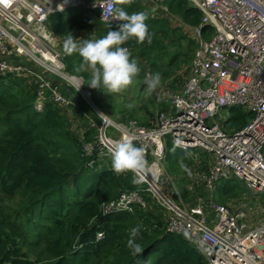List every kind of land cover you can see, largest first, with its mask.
<instances>
[{
	"label": "built area",
	"instance_id": "1",
	"mask_svg": "<svg viewBox=\"0 0 264 264\" xmlns=\"http://www.w3.org/2000/svg\"><path fill=\"white\" fill-rule=\"evenodd\" d=\"M189 2L202 17L199 26L189 28L197 45L182 89L165 98L167 109L148 125L135 118L115 119L98 109L102 120L92 122L96 140L84 142L83 149L87 155L97 150V159L111 158L112 142L128 133L145 149L150 171L139 182L145 188L121 192L102 204L103 214L133 211L136 206L148 209L147 192L168 211L166 229L194 238L207 264H264V0ZM75 6L98 11L103 22L121 23L111 15L103 17L108 8L117 7L109 0H0V77L31 76L37 84V107L48 99L70 117L78 104L62 93V83L91 98L84 79L66 69L63 46L49 27V17ZM204 26L211 27L208 38ZM234 106L253 114L241 129L225 128L217 121H228L231 115L225 117L223 111ZM79 131L84 134L82 127ZM167 138L210 156L207 172L201 174L207 194L195 197L191 205L184 202L167 170ZM229 177L239 178L260 195L252 204L218 202L215 184ZM169 181L178 201L164 191Z\"/></svg>",
	"mask_w": 264,
	"mask_h": 264
},
{
	"label": "trees",
	"instance_id": "2",
	"mask_svg": "<svg viewBox=\"0 0 264 264\" xmlns=\"http://www.w3.org/2000/svg\"><path fill=\"white\" fill-rule=\"evenodd\" d=\"M161 2L168 15L178 16L181 23L175 26L169 17L148 15L145 23L153 34L152 43H140L132 37L121 45L138 63L140 72L136 77L149 69L167 78L181 62L190 63L196 47L195 39L184 32L183 25L199 26L201 11L189 0ZM117 7L131 14L140 10V0ZM98 14L91 17L82 7H70L52 13L49 27L61 39L72 33L76 40L77 29L118 30L123 23L105 24ZM209 28L203 27L206 37L212 31ZM170 45L176 49L172 53ZM64 60L67 70L84 78V87L95 98H101L106 113L112 116L111 107H107L113 101L112 93L90 87V73L78 70L83 62L79 53L65 54ZM36 88L31 76L0 77V264H207L194 238L166 229L168 211L147 192L144 196L152 203L148 209L136 206L133 211L102 213V204L116 199L123 191H142L145 185L133 183L131 172L117 175L111 166L112 158L97 159V150L92 155L85 154L83 143L96 140L97 130L90 119L100 124L101 117L72 87L78 95L74 114L87 126L84 134L69 127L65 113L51 100H45L37 109ZM162 109H167V104ZM234 109L237 107L231 108ZM251 118L252 114L245 111L228 120L235 123L231 128L241 129ZM173 146L167 138V169L185 174L179 161L184 158L191 169L195 162L186 155L191 150L176 147L172 152ZM93 158L96 161L91 166ZM208 159V154L203 157L201 171L208 169ZM184 176L183 180L189 179ZM242 182L232 177L217 181L214 194L218 202L224 203ZM165 212L167 216L163 215ZM137 226L140 228L135 241L143 251L134 256L127 241L131 229ZM98 232L103 234L100 239ZM29 253L35 254L34 260Z\"/></svg>",
	"mask_w": 264,
	"mask_h": 264
},
{
	"label": "clouds",
	"instance_id": "3",
	"mask_svg": "<svg viewBox=\"0 0 264 264\" xmlns=\"http://www.w3.org/2000/svg\"><path fill=\"white\" fill-rule=\"evenodd\" d=\"M131 3H132V0H109V4L113 6L114 5H117V6L118 5H130ZM93 6H95V4ZM79 7H82V6H79ZM110 15L115 20L123 21V23L121 24L119 23L120 25H119L118 30H110L102 38L95 39V40H84L82 43H78L74 39V36L72 35V33H68L66 35V38L64 39L63 44L62 42L61 44L63 46V51L66 55L70 56L74 52H78L79 55L83 58V62L79 66L78 70H90V82L88 83L90 87L97 88V89L103 88V89H106L107 90L106 92L108 93H117V92H120L122 89L126 88L127 86L131 85L133 83L134 77H136L140 72V68L138 67L137 61L134 59H130L131 53L129 52V49L126 47H122L121 45H123L126 41H128L132 37H135L140 43H143L145 40H147V42L151 44L153 34H151L148 30V26L145 23V21L148 19V16L143 11L132 12L131 14H129V12L126 11L123 7H111L107 9L106 13L103 14V17L106 16L108 18ZM103 23L108 24L109 22H103ZM113 24H116V23H113ZM183 27L187 28V30L191 28V27H188L187 25H183ZM189 32L192 34L190 30ZM210 35L208 37H210ZM204 37L206 36L204 35ZM196 45H197V41H196ZM190 64H191V61H190ZM189 69H190V66H189ZM187 77H188V74H187ZM144 83L147 86L145 90L146 95H151L161 85V74L159 72H156L154 74H150L146 76ZM63 84H66L69 88L72 87L69 84L64 82L61 84V90L63 89L62 88ZM70 90L72 91V89ZM65 95L68 96L66 92H65ZM77 96L78 95H76V97ZM76 99H73V100H76ZM127 107L131 109L133 105L129 104L127 105ZM234 107H241V106H234ZM36 108L39 109L37 107V99H36ZM97 109L103 110L102 108H97ZM97 114L99 115L98 112ZM91 120L92 119H90V122L92 123L93 120L92 121ZM81 127L84 128V126H81ZM71 129L73 130V128ZM134 139L135 137L133 134L131 133L125 134L120 139L112 142V145L109 151H110L111 158H112L111 166L114 172L117 175L123 174L126 172H131L133 173L132 182L139 183L141 180L144 179L145 175L150 171V166L146 159L144 147L142 146L137 147L133 143ZM182 146H183V142L181 140H176L174 141V146L171 149V151L175 152L176 147H182ZM187 150H194V149H187ZM186 155H190V154H186ZM179 165H180L181 170L187 173V175L191 178L193 175L192 170L184 163V158L180 159ZM213 191L215 193V188ZM204 195H206V193ZM195 197L197 196L195 195L194 198L191 200V202H189L188 204L190 205L193 204ZM150 207H152V203ZM139 228L140 226H137L131 229L130 237L127 241V247L132 250V253L134 256L141 254L143 251L142 246L139 243H136L135 241V238L139 234ZM99 233H102V232H98V234Z\"/></svg>",
	"mask_w": 264,
	"mask_h": 264
},
{
	"label": "rangeland",
	"instance_id": "4",
	"mask_svg": "<svg viewBox=\"0 0 264 264\" xmlns=\"http://www.w3.org/2000/svg\"><path fill=\"white\" fill-rule=\"evenodd\" d=\"M120 6V5H118ZM161 8V3L160 0H140V10L143 11L146 14L149 13V10L151 8ZM97 11L91 12L90 16L91 17H96ZM138 12V11H137ZM148 16V15H147ZM172 20L175 22V26L180 25L181 20L178 16H170ZM183 25V24H182ZM196 48V47H195ZM195 48L192 51V54L190 56V61L193 56V53L195 51ZM176 50L172 45L169 46V52L172 53ZM184 58V57H182ZM146 64V63H145ZM162 64V63H159ZM146 66V65H145ZM189 65L184 64L181 62L177 67H175L172 71L169 72V75L167 78L161 77V85L151 94V95H146V84L144 83L145 77L156 73L155 71L147 69L145 74H142L139 77H134L133 83L126 88L122 89L120 92L117 93H112V99L113 101L110 102V104H107V107H111V114L112 118L115 119H122L125 116H131L134 117L135 119H138L141 121L143 124L148 125L152 120L155 119L157 114L162 110V107L166 104L164 102L165 98L172 92L176 90H181L182 87L184 86L186 80H187V74L189 71ZM87 72L90 73V70H86ZM175 81V79H177ZM77 91V90H76ZM88 94H90L91 101H89L85 96L77 91V94L92 108L96 113L98 112L97 108H102L104 111V106H102L104 103L102 102L100 97L95 98L92 92L88 91ZM107 100H110L108 97ZM98 105H97V104ZM132 104L133 107L129 109L127 105ZM246 110L244 108L237 107V109L234 110H226L223 111V116L229 115H237L245 112ZM99 113V112H98ZM66 115V114H65ZM70 115H66V119L68 121V125L70 128H73L72 125L77 126L73 130L79 134V127L84 126L83 131L86 129V123L84 120H80L78 117H76L73 114V117H70ZM77 119L71 121V120ZM222 125H224L227 121H224L223 117H219L217 119ZM227 126L230 129L231 127L235 126L234 121L228 120ZM207 155L206 153L198 152L196 150H191L190 152V158H193V163L191 166L192 170V177L190 178L186 173L185 174H177L173 172H169L170 175L172 176V180L174 183V187L180 192L182 199L184 202L189 203L190 200L194 198V196H199V195H204L205 193L207 194V189L205 188V184L201 181V174L202 171L200 170L202 165L205 164L203 161V157ZM209 156V155H208ZM202 158V159H201ZM200 160V161H198ZM210 161V158L208 159ZM200 163V165H199ZM206 171L207 170H203ZM184 175H187L189 177L186 178L185 180L182 179V177H185ZM234 179H238L236 177H232ZM166 179V175H162V180ZM171 181H169L168 184L164 185V191L170 195L175 201H178ZM260 195L257 194L255 190H251V188L247 187L244 182L240 183L238 187L234 190L233 194L228 197L224 201L228 202L231 205L238 204L240 201L243 202L244 204L248 203H253L256 196ZM216 199V197H215ZM218 201V199H216ZM163 215L167 216V213H163ZM31 253V252H30ZM29 257L34 260L35 259V254H30Z\"/></svg>",
	"mask_w": 264,
	"mask_h": 264
},
{
	"label": "crops",
	"instance_id": "5",
	"mask_svg": "<svg viewBox=\"0 0 264 264\" xmlns=\"http://www.w3.org/2000/svg\"><path fill=\"white\" fill-rule=\"evenodd\" d=\"M85 1H92V0H85ZM162 0H160V3H161V8H151L149 10V13L147 15L149 16H155V17H169V21L170 23L175 24V22L172 20V18L168 15L167 13V9L166 7L162 4L161 2ZM87 11V15H90L91 12H93L94 10H86ZM168 15V16H167ZM110 28H103L102 30L101 29H97L95 27H92V28H86L84 29V31L82 30H79L77 29L75 31V37H76V41L78 43H82L84 40H95V39H99V38H102L103 36H105L107 34L108 31ZM184 32H186L189 36H191L192 38L193 35L189 32V30H187V28H184ZM62 44L64 42V39H60ZM189 65V64H188ZM190 71V69H189ZM189 71H188V75H189Z\"/></svg>",
	"mask_w": 264,
	"mask_h": 264
},
{
	"label": "water",
	"instance_id": "6",
	"mask_svg": "<svg viewBox=\"0 0 264 264\" xmlns=\"http://www.w3.org/2000/svg\"><path fill=\"white\" fill-rule=\"evenodd\" d=\"M62 88L66 92V94L68 96H70L72 99H76L77 98L76 95L70 90V88L66 84H63Z\"/></svg>",
	"mask_w": 264,
	"mask_h": 264
}]
</instances>
